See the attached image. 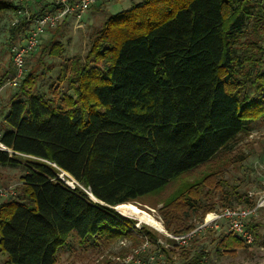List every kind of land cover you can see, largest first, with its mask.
Segmentation results:
<instances>
[{
	"label": "trees",
	"instance_id": "16d2710c",
	"mask_svg": "<svg viewBox=\"0 0 264 264\" xmlns=\"http://www.w3.org/2000/svg\"><path fill=\"white\" fill-rule=\"evenodd\" d=\"M48 7L22 18L11 42L22 43ZM18 10L0 0V17ZM62 51L55 34L41 50ZM58 79L72 94L26 90L34 85L27 75L24 98H13L3 118L1 142L11 152L0 150V168H24L20 193L0 207L3 264H58L72 236L98 245L138 240L135 232L156 245L155 232L144 224L137 232L113 208L148 202L191 173L159 209L168 233L191 232V212H214L207 189L220 191L223 207L250 204L216 178L232 145L264 121V1H132L106 17L84 60L73 58ZM61 173L78 186L67 187ZM244 244L228 234L218 250ZM199 255L187 264H201Z\"/></svg>",
	"mask_w": 264,
	"mask_h": 264
},
{
	"label": "rangeland",
	"instance_id": "374dc122",
	"mask_svg": "<svg viewBox=\"0 0 264 264\" xmlns=\"http://www.w3.org/2000/svg\"><path fill=\"white\" fill-rule=\"evenodd\" d=\"M8 1L30 14L37 12L44 5H50V0L30 5H25L19 0ZM129 5L127 1L102 0L99 5H95L90 12L85 14L79 23H73V19L68 18L60 24L58 30H50L39 49L27 59L26 76H32L34 85L31 88L27 86L26 90L43 93L50 98H53L52 92L54 89L59 90V96L66 93L72 94L68 83L66 81L61 82L58 79L62 71L70 66L73 58L79 57L84 60L90 49L92 34L103 24L107 16L118 13ZM107 6H111L110 12L101 10V7L105 8ZM18 17L17 11L6 13L0 17V81H2L0 86V129L5 127L3 118L8 112L12 99L24 98L21 84L17 88L9 85V81L15 75L11 48L14 44H19L11 42V31L15 28L13 23ZM21 19L19 18V21ZM54 34L55 40L63 46L62 53L58 57L50 56L48 53L42 55L43 46ZM46 82L50 83L49 86L42 87V84ZM222 159H227L229 166L226 167L219 178H216L217 181L220 180L225 183L223 187H225L226 192L230 194L237 192L239 196L246 197L245 199L250 202V204H247L244 199H234L230 206L231 209L253 207L259 197L264 194V121L254 124L248 134L240 136L232 145L231 153L223 156ZM23 174V167L16 169L0 168V187H12L17 194L20 193L22 186L20 178ZM61 174H64L65 181L72 183L74 187L78 186L77 182L68 174ZM197 174L191 173L184 179L170 185L159 196L151 198L148 202L138 206L134 205L162 224L164 232L144 224L152 232H155L158 237L156 245L148 243L143 234H136L135 232L133 234L137 236L138 240L126 239L98 245H94L92 240L87 244H81L75 236H72L68 246L59 252L58 264H123L128 259L133 262L142 261L151 264H187L192 259L194 262L200 256L201 251L204 255L200 258L201 264H264V208L259 209L249 221V224L256 226L258 239L255 240L254 244H244L243 247L230 253L218 250L219 241L230 234L228 224L218 221L216 223L217 228L213 224L199 230L210 213L203 214L200 212L194 216L193 212L190 213L188 224L194 226L193 230H198V232L194 237L188 238L186 244H180L171 238L178 236L166 231L159 209L163 206L162 203L176 191L182 181L193 180V177L196 178ZM65 185L72 187L70 184ZM217 190H205L208 193L211 192V196L204 199V202L215 207L212 213H220L222 210L227 209L223 207V196ZM90 198L92 199L91 195ZM92 201L98 203L93 199ZM140 228L141 225L135 224L137 232ZM170 241L173 243H170ZM161 248L168 250L169 254H163ZM4 259L5 257L0 255V264H3Z\"/></svg>",
	"mask_w": 264,
	"mask_h": 264
},
{
	"label": "built area",
	"instance_id": "2783aa9c",
	"mask_svg": "<svg viewBox=\"0 0 264 264\" xmlns=\"http://www.w3.org/2000/svg\"><path fill=\"white\" fill-rule=\"evenodd\" d=\"M25 5L37 4L45 0H19ZM52 9L42 15H38L28 31L25 40L22 43L14 44L11 48V57L15 69V75L9 81V85L13 88L19 87L21 82L25 79L27 69V59L34 53L42 44L43 39L50 30L56 29L63 21L72 18L76 23H79L83 16L91 11V9L102 0H50ZM108 1V0H106ZM19 16L13 23L17 25L20 21L19 18L28 17L29 13L23 9L17 11ZM0 150H7V147L1 142L0 134ZM11 152V151H10ZM59 179L69 185L68 181L64 180V174L59 175ZM71 189L75 187L68 186ZM17 192L12 187H0V207L2 204L15 197ZM264 208V194L259 197L257 203L253 207L244 208H227L220 213H210L204 221L203 226L199 229L212 226L217 228V222L223 221L228 224L230 234L238 240H241L247 245H252L255 238L248 228L249 221L254 217L259 209ZM198 230L186 234L184 236L171 237L180 244H186L187 239L194 237ZM123 264H151L150 262L135 261L131 259L126 260Z\"/></svg>",
	"mask_w": 264,
	"mask_h": 264
},
{
	"label": "bare ground",
	"instance_id": "6f19581e",
	"mask_svg": "<svg viewBox=\"0 0 264 264\" xmlns=\"http://www.w3.org/2000/svg\"><path fill=\"white\" fill-rule=\"evenodd\" d=\"M69 184L72 186V183L69 182ZM91 197L93 200L97 201L92 195ZM117 210L121 216L136 220L138 225L146 224L154 229L164 232L162 224L156 218L132 204L120 205L117 207Z\"/></svg>",
	"mask_w": 264,
	"mask_h": 264
},
{
	"label": "crops",
	"instance_id": "0c3cea01",
	"mask_svg": "<svg viewBox=\"0 0 264 264\" xmlns=\"http://www.w3.org/2000/svg\"><path fill=\"white\" fill-rule=\"evenodd\" d=\"M123 1H127L129 4H131L132 1L139 2L140 0H120V2H123ZM38 3H40V2H38ZM99 4H100V2H99L97 5H99ZM44 6H47V5H44ZM44 6H42L40 9H42ZM129 6H130V5H129ZM129 6H128V7H129ZM102 7H103V6H102ZM102 7H101V10H103V11L105 10V11L110 12V10H111V6H107V7H105V8H102ZM128 7H127V8H128ZM127 8H125V9H127ZM40 9H39V10H40ZM48 9H49V10L52 9V3H51V1H50V5H49ZM74 22H75V21L73 20V23H74ZM59 26H60V25H59ZM46 35H47V34H46Z\"/></svg>",
	"mask_w": 264,
	"mask_h": 264
},
{
	"label": "water",
	"instance_id": "95a60500",
	"mask_svg": "<svg viewBox=\"0 0 264 264\" xmlns=\"http://www.w3.org/2000/svg\"><path fill=\"white\" fill-rule=\"evenodd\" d=\"M68 176H70V175H68ZM71 177V176H70ZM99 202V201H98ZM100 203V202H99ZM102 204V203H101ZM115 211H117L118 212V210H117V207H114L113 208ZM119 213V212H118ZM121 215V214H120Z\"/></svg>",
	"mask_w": 264,
	"mask_h": 264
}]
</instances>
